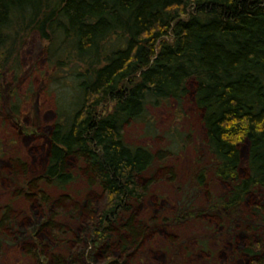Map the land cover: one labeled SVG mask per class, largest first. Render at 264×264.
<instances>
[{
  "label": "trees",
  "instance_id": "1",
  "mask_svg": "<svg viewBox=\"0 0 264 264\" xmlns=\"http://www.w3.org/2000/svg\"><path fill=\"white\" fill-rule=\"evenodd\" d=\"M31 35L49 68L54 120L39 172L6 153L0 137L12 198L0 205V264L21 201L36 219L16 236L23 264H132L155 219L138 218L134 203L156 180L182 179L162 162L187 136L175 128L172 144L157 150L127 142L131 121L153 132L147 105L182 106L190 97L207 160L187 177L204 186L211 174L224 186L202 209L183 193L178 214L163 222L205 213L240 219L247 195L264 189V0H0L1 119L21 112ZM76 184L79 197L70 191ZM251 213L258 226H242L250 232L242 264H264V206L254 203Z\"/></svg>",
  "mask_w": 264,
  "mask_h": 264
},
{
  "label": "rangeland",
  "instance_id": "2",
  "mask_svg": "<svg viewBox=\"0 0 264 264\" xmlns=\"http://www.w3.org/2000/svg\"><path fill=\"white\" fill-rule=\"evenodd\" d=\"M22 65L24 73L20 79V93L23 95L21 112L17 117L6 112L4 118L0 117V137L6 153L19 156L30 171L35 173L44 165L47 131L54 120V92L48 86L47 80L49 68L45 63L42 44L36 35H31L26 41L22 52ZM146 110L153 122V132H146L144 121H131L123 128L127 142L157 150L172 144L170 136L177 133L175 128L181 135L187 136L183 142L181 138L180 142L171 145L174 153L162 162L172 166L182 179L175 183L156 180L151 185V193L134 203L138 218L155 219L148 222L149 227L141 245L132 256V264L244 263L247 258L243 248L247 244L250 232H246L242 226L245 223L258 226L253 220L255 216L251 209L254 203L264 206V189L257 188L247 195L240 206L242 212L240 219L233 218L232 215L228 216L227 220L220 219L205 213L194 217L186 216L178 222L174 220L163 222L164 216L172 220L178 214L183 193L194 195L193 205L195 207L200 205L202 209L205 205V196L210 193L219 195L221 191L223 192L224 186L211 174H208L204 186L194 185L192 178L187 177L198 162L200 164L207 160L200 114L190 97L182 102V106L169 101L155 106L147 105ZM4 166L5 162L0 159V167ZM157 176L155 175V178ZM8 182L9 179L1 173L0 205L12 199L6 187ZM70 191L72 196L79 197L82 187L76 184L70 187ZM15 207L20 216L19 224L13 228L15 235L3 246L1 264L25 262L20 252V235L16 236L25 230L24 224L33 226L36 221L35 210L30 205L21 201ZM79 227L77 226L76 230ZM174 234L177 236L176 240L172 238ZM87 249H90V246ZM99 259L98 254H93L92 261Z\"/></svg>",
  "mask_w": 264,
  "mask_h": 264
}]
</instances>
